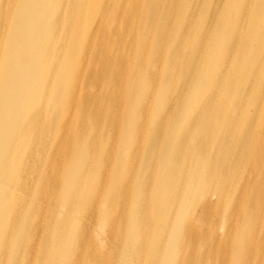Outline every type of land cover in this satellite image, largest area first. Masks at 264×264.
<instances>
[{"label": "bare ground", "instance_id": "obj_1", "mask_svg": "<svg viewBox=\"0 0 264 264\" xmlns=\"http://www.w3.org/2000/svg\"><path fill=\"white\" fill-rule=\"evenodd\" d=\"M93 2L101 11L96 23L85 20L91 0H0V264L4 258L10 264H90L99 252L87 253L71 241L80 232L67 224L68 212H83L85 202L93 203L85 220L97 218L98 210L113 211L121 203L122 170L138 179L134 207L152 202L151 195L142 197L149 183L156 202L151 241L139 228L144 211L130 214L138 224L129 236L139 243L131 241L128 251L147 253L137 264H204L206 252L222 255L230 243H250L264 218V124L260 134L259 126L245 120L246 125L225 131L221 141L209 138L215 121L216 135L232 127L238 106L233 95L264 49V0ZM127 39L131 54L125 56ZM251 42L257 53L249 55L246 48L243 58L235 59V46ZM175 68L184 83L174 99L170 76ZM258 76L254 69L253 82L245 85L250 96L263 86ZM251 103L256 105V98ZM193 111L196 116L190 118ZM123 126L146 143L139 173L130 161L138 155L125 157L118 148ZM41 154L47 155L42 163ZM154 155L156 167L171 171L149 181L145 176L155 166ZM62 184L67 188L56 199ZM45 198V218H62L53 240L34 243L40 220L19 218H40ZM209 215L233 219L228 225L221 221L228 228L224 240L213 235L215 242L193 244L197 232L186 218ZM168 218L180 219L167 230ZM101 226L106 242H121L111 220ZM49 246L47 256L43 250ZM185 250H190L187 256ZM239 250L229 264H244Z\"/></svg>", "mask_w": 264, "mask_h": 264}, {"label": "rangeland", "instance_id": "obj_2", "mask_svg": "<svg viewBox=\"0 0 264 264\" xmlns=\"http://www.w3.org/2000/svg\"><path fill=\"white\" fill-rule=\"evenodd\" d=\"M105 2V0H102ZM124 1V0H123ZM97 4L91 0V5L89 7L88 13L85 16L86 22L94 21V23L97 22L99 19L100 15L99 12H97ZM123 8V4L121 5V10ZM255 8V7H253ZM101 9V8H100ZM99 9V10H100ZM97 12V13H96ZM126 14H123L121 11V21L123 20L122 18H125ZM170 19L174 20L175 14H170ZM83 16H79V20H81ZM139 31H143V28H139ZM91 31V30H90ZM89 31V32H90ZM95 32V31H94ZM246 33L249 32V28L245 31ZM88 35V33H87ZM128 40H125L126 42V47L124 48L125 56L129 53L128 50ZM247 48V52L249 55L257 53V49L254 45V43H250L249 45L243 46V45H236L235 46V59L243 58V53L244 50ZM224 51L230 50V48L223 49ZM95 64L96 61L94 60ZM93 66V65H92ZM97 66V64H96ZM246 66H248L246 64ZM228 67V65H226ZM255 69V72L259 74L257 78H261L263 81V86L258 90L257 94L251 95V89L248 91H244L245 85L249 83H252L253 80L251 79L252 77V72ZM248 77L245 78L244 82L240 86L239 92L235 93L233 95V98H235V101L238 102V106L236 108L235 112V120L232 124V127H226L224 130H221V132L216 135L214 134L217 131V128H219L218 122H213L211 124V129L213 132L211 133V137L209 138V141L212 140L213 142L217 143L221 141V138L223 136V133L225 132V135L227 132H231L234 130L235 126L237 124L239 125H246L245 120H250L252 122V125L254 126H259L256 128L259 131V134L261 132L260 130V125L264 124V120L260 121L259 119H264V49L262 53L257 56L252 69H248ZM171 82H170V87L172 86V89L174 90L173 92V98L175 99L177 97V90L179 89L180 83H184L178 80V69L175 68L171 71ZM231 77V76H230ZM229 78V76H226V81ZM95 89H93V93L96 95L94 92ZM256 98V105H253L251 103L252 99ZM137 101L135 100V104L137 105ZM106 104V103H105ZM104 104V106H105ZM228 104V109L233 108L231 105V102H227ZM180 104L175 106V110L179 109ZM211 107V105H208ZM255 107V109H254ZM256 107H258L256 109ZM178 108V109H177ZM228 112H231V110H227ZM196 111H193L190 115V118H194L196 116ZM128 118L127 122L130 124L132 123L131 119L129 118L130 116H124V118ZM213 120L216 118H212ZM148 120L151 122L150 118ZM107 123H105L104 119L101 121V128L103 127V132L107 133L109 132V128L107 126ZM120 130V137L117 138L118 140V148L121 150L123 149L122 154H124L125 157L131 156V154L138 155L136 160L134 161L133 158H130L131 161V166L136 169V172L139 173L141 169L143 168V163L145 160V155H142L146 153V143L144 142V139L141 135L135 136L134 133H131V128L123 126L121 127ZM118 127L115 128V130L111 132L116 133L119 131ZM75 130L73 129V132L71 134L75 135ZM59 135H61V132H58ZM125 133V135H124ZM162 132L158 134V137L162 136ZM137 138V139H136ZM144 143L141 144V143ZM40 147H42L41 144H39ZM40 158V157H39ZM43 158H47V155L41 154L40 161L42 163ZM128 158V159H129ZM71 160L73 158H70ZM39 161V163H40ZM155 166H153L151 169H149L148 174L145 176L149 181L154 179H163L164 177H168L169 173L171 170H169L168 166H165V168H160L156 167V162H157V155H154L152 157V161ZM101 171V170H100ZM249 171H247L246 174H248ZM100 174V172H99ZM65 171H62L60 173V178L62 181L65 179ZM112 175V173H110ZM134 174H127L126 171L122 170L121 172V186L123 185V189L121 187V203L118 207H116L113 211L111 212H101L98 210L97 212V218L91 219L90 220H85L83 218L84 213L88 212V210H91L93 203L91 202H85L84 207L85 210L83 212H80L79 210L72 209L71 213L68 212V225L71 226L72 229H75V232H80L79 237H72L71 241H77L80 246L87 251V253L90 251V249H94L95 251H98L99 254H95V258L90 257L89 262L90 264H117L118 262L121 261V264H137L135 260L137 258H142L146 259L147 258V253L146 252H129V246L128 244L132 241L135 244L139 243L138 239H131L129 236V231L133 230L135 231L137 228L136 219L135 217L131 216L130 214H136L138 211H144L145 213V218H142V223L140 224L139 228L143 232H147L146 238L151 241L153 239L152 235L156 233L155 230V223L156 221L153 220L155 216L153 215V209L156 206V202L153 200V195L154 191L151 190L153 187L151 183H149V187L146 189L145 193L142 194V197H146L148 195H151L147 197L150 199L152 202L151 203H145L143 201V204H139L137 206H133V198H135L138 195V188L135 185L137 182V178H134ZM45 181L48 182V187L50 186L51 182L53 181L52 178L46 176ZM207 185L209 184H204ZM79 184L75 186L69 187L71 192H74L77 190ZM203 185H199V187H202ZM67 186L65 184H62L59 188V191L56 193V199L59 198L61 195L62 191L66 189ZM151 188V189H150ZM195 202V200H194ZM40 203H43V209L40 214V218H19L22 221L24 220H32L34 221L35 219L40 220V227L37 233L34 232L35 234V240L34 243H41L44 242L45 240H53L55 238V234L53 231L54 226L59 222L60 218L62 216H59L56 214L55 218H53L51 221V218H45L46 214L48 213V199L45 198V200H40ZM99 206V205H98ZM97 206V207H98ZM103 207V204H102ZM61 209V207H57L55 211ZM182 210V206H180L179 211ZM131 216V218H129ZM84 219V221H83ZM106 219L111 220L114 225H115V231L117 230L121 234V242L118 243L117 241H108L106 242L103 238L104 230L102 229L101 223L104 222ZM156 219V218H155ZM180 219V218H179ZM177 218H168L170 221L169 226L167 227V230L170 228H174L176 226L177 221L179 220ZM225 220L226 223L225 225H228L229 223L233 222V219L230 220L229 218H216L213 215H209L205 218H199V219H194L190 221L189 216L186 218L185 223H190L192 224V228L197 232L196 238L193 240V244H203V243H212L215 242L213 239V235L217 236L220 238V240H224L223 237L225 234V225L221 223V221ZM224 226V228H223ZM228 230V228H227ZM226 230V231H227ZM32 234V232H30ZM200 234V235H199ZM91 239V240H90ZM233 242H236V234L233 237ZM248 244H243L241 247L239 246L240 244H232L230 243L228 247H231L228 249L224 254L220 255L217 252L213 253V251L206 252L204 256V264H229L230 259L235 255L236 250H239V256L244 262V264H262L264 263V218H260L259 221L257 222V227H256V232L253 233L251 236V239H249ZM43 246V245H42ZM241 248L243 251H241ZM253 249V250H252ZM47 256H50V252H52L50 246L46 247L45 250H43ZM182 252V251H181ZM190 250H185V256L189 254ZM235 252V253H234ZM42 253V252H41ZM257 253V258L254 259V254ZM255 260V263L253 262ZM85 262H78V264H83ZM3 264H10L7 259L4 258ZM144 264V262H143ZM147 264V263H145Z\"/></svg>", "mask_w": 264, "mask_h": 264}]
</instances>
